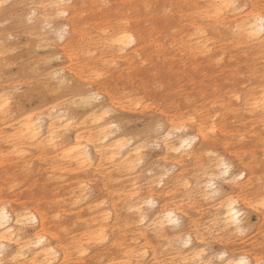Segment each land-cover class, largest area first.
Masks as SVG:
<instances>
[{"label":"clouds","instance_id":"clouds-1","mask_svg":"<svg viewBox=\"0 0 264 264\" xmlns=\"http://www.w3.org/2000/svg\"><path fill=\"white\" fill-rule=\"evenodd\" d=\"M0 264H264V0H0Z\"/></svg>","mask_w":264,"mask_h":264}]
</instances>
